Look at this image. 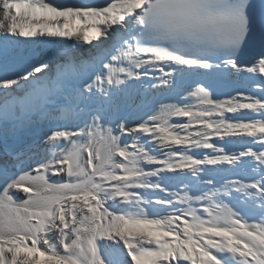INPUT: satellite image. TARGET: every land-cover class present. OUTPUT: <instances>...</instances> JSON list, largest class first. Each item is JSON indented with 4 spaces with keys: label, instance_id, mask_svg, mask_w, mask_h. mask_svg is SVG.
<instances>
[{
    "label": "snow or ice",
    "instance_id": "1",
    "mask_svg": "<svg viewBox=\"0 0 264 264\" xmlns=\"http://www.w3.org/2000/svg\"><path fill=\"white\" fill-rule=\"evenodd\" d=\"M44 37L93 51L0 78L5 140L47 127L34 167L6 148L0 264H264V0H0V56ZM224 71L258 91L220 99Z\"/></svg>",
    "mask_w": 264,
    "mask_h": 264
},
{
    "label": "bare ground",
    "instance_id": "2",
    "mask_svg": "<svg viewBox=\"0 0 264 264\" xmlns=\"http://www.w3.org/2000/svg\"><path fill=\"white\" fill-rule=\"evenodd\" d=\"M54 4H91V5H103L107 3V0H51ZM68 41L67 38H64ZM21 61V59L16 58L15 60H10L5 58L3 56H0V78H3L4 76H11L15 78V73L18 70L15 67V64L17 62ZM227 74L229 75L225 79H221V77ZM155 75L158 77L160 74L157 72ZM151 79V76L149 77ZM158 83V81H156ZM189 84H191L192 87H195V84L191 82L185 81L184 87H187ZM213 88L215 89L216 95L220 99H228L230 96H235L237 94V91H242L246 95H250V92H257L258 90L255 88L254 85L250 84L248 81H241L240 79L230 75L226 71L217 73V75L213 78L212 81ZM181 92H183V88L180 89ZM251 93V94H252ZM141 95L148 96L149 102L151 104L152 101H163V102H177L176 98L172 94H168L166 90L161 89L160 91H157L156 89H153L149 86V84L146 82L143 85V90L141 92ZM153 107H158V104L152 105ZM150 108H142L140 110L133 109V120H138L141 117L144 119H147V116L145 115L146 111H150ZM47 128L45 129V131ZM34 140V138L32 139ZM32 145V144H31ZM236 151H240V149H237ZM43 152V151H41ZM172 175V174H169ZM237 178V177H235ZM54 179H59L58 177ZM172 184V188L174 187L176 190L172 191H179L182 193L184 185L180 184L178 180H173L170 182ZM184 264H187V262H184Z\"/></svg>",
    "mask_w": 264,
    "mask_h": 264
},
{
    "label": "rangeland",
    "instance_id": "3",
    "mask_svg": "<svg viewBox=\"0 0 264 264\" xmlns=\"http://www.w3.org/2000/svg\"><path fill=\"white\" fill-rule=\"evenodd\" d=\"M36 135H37L36 133L24 132V133H22V135H20V137H13V138H11L10 140H8L5 143H2L1 142L0 143V156L3 155V157L5 158V152H6L7 146H8L7 149L15 150L18 153H22L23 155H26L27 153H24V151H27L28 148H29L28 146H26L27 145V142H29L30 140H32ZM27 136H29V138H27ZM34 158H35L34 160H32V158H31L29 161H26V164L24 165V167H28L29 165H31V166L34 167L35 164H36V162L41 159V158H37V157H34ZM8 162H9V165L11 167V164L13 162L12 163L10 161H8ZM11 170L12 171H16L15 168H11ZM0 183H3V179H0ZM155 198L156 197H153L154 200H155Z\"/></svg>",
    "mask_w": 264,
    "mask_h": 264
}]
</instances>
